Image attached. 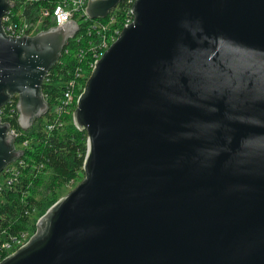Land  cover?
I'll return each mask as SVG.
<instances>
[{"label": "water", "instance_id": "95a60500", "mask_svg": "<svg viewBox=\"0 0 264 264\" xmlns=\"http://www.w3.org/2000/svg\"><path fill=\"white\" fill-rule=\"evenodd\" d=\"M123 0H89L102 18ZM0 108L29 129L77 32L68 20L7 36ZM74 112L83 181L0 264H264V0H136ZM0 120V173L24 154Z\"/></svg>", "mask_w": 264, "mask_h": 264}, {"label": "trees", "instance_id": "16d2710c", "mask_svg": "<svg viewBox=\"0 0 264 264\" xmlns=\"http://www.w3.org/2000/svg\"><path fill=\"white\" fill-rule=\"evenodd\" d=\"M128 4L126 0L119 5ZM85 38L80 45L89 43L90 36L85 34ZM78 44L75 39L70 40L68 47L73 52L62 55L43 84V91L53 107L60 102L66 84L75 78L76 69L80 66L86 70V62L91 56L88 54L85 59L78 60L79 57L75 56ZM18 100L19 95L15 93L4 108L6 114L11 115L14 107L16 111L10 117L11 123L22 129L18 122ZM52 112L37 118L29 129H22L23 134L18 140L28 139L29 142L24 147L23 156L13 162L24 159L30 165L20 183L6 187L0 193V229L8 227L14 234L35 231L39 217L59 199L57 193L61 186L78 176H86L87 130H80L75 125L72 114H64L62 124L46 129L47 123L52 120ZM34 164L38 168H33ZM2 252L0 249V261L5 257Z\"/></svg>", "mask_w": 264, "mask_h": 264}, {"label": "built area", "instance_id": "2783aa9c", "mask_svg": "<svg viewBox=\"0 0 264 264\" xmlns=\"http://www.w3.org/2000/svg\"><path fill=\"white\" fill-rule=\"evenodd\" d=\"M88 2L89 0H14V5L10 6L2 17V27L5 34L16 38L24 35L35 36L42 30L53 26H62L63 23L72 19L78 24L76 35L72 38L77 41V44L79 43L75 47V56L79 57L78 60L85 59L88 54L91 56L86 62V70L80 66L76 69L75 78L66 84L60 102L55 104L54 107L50 105L49 111L53 110L51 113L53 117L47 123L46 129H52L56 125L62 124L64 122L62 119L64 114L74 115L79 106V98L85 92L87 81L92 76L96 67V60H100L104 56L105 51L118 40L125 25H130L136 18V14L132 11L136 0H128L129 4L123 6L119 5L120 2L107 16L102 18H91L89 16L86 10ZM85 34L90 36V39L89 43L82 46L80 43L86 40ZM70 40L63 49L62 55H68L73 52L68 47ZM61 58L58 62H60ZM51 71L52 69L47 73L44 83L49 75H51ZM44 95L48 100L47 95L45 93ZM15 111L13 107L11 115H8L3 105L0 108V120L3 123L8 122L11 124L9 132L16 137L15 146L17 143H20L22 147L19 149L24 150L29 141L28 139L18 140L21 138L23 131L20 128L14 127L11 123L10 117L14 115ZM29 165V162L21 159L18 163H11L6 166L0 173V193L6 187L11 188L15 184L20 183L27 174L25 169ZM33 168H38V166L34 164ZM37 230L38 228L33 232L21 231L14 234L8 227L0 229V249L5 254L3 259L26 244L36 234Z\"/></svg>", "mask_w": 264, "mask_h": 264}, {"label": "rangeland", "instance_id": "374dc122", "mask_svg": "<svg viewBox=\"0 0 264 264\" xmlns=\"http://www.w3.org/2000/svg\"><path fill=\"white\" fill-rule=\"evenodd\" d=\"M16 147L19 149L22 146L20 143H17ZM83 179L84 177L83 175H81L65 183L63 186H61V188L58 190V193H57L58 198L61 199L62 197H65L67 194H69L73 189H75L83 181Z\"/></svg>", "mask_w": 264, "mask_h": 264}]
</instances>
